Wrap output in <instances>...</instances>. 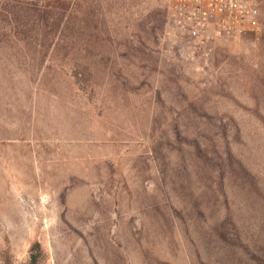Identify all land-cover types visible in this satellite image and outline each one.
<instances>
[{
    "label": "rangeland",
    "instance_id": "rangeland-1",
    "mask_svg": "<svg viewBox=\"0 0 264 264\" xmlns=\"http://www.w3.org/2000/svg\"><path fill=\"white\" fill-rule=\"evenodd\" d=\"M168 4L0 20V264H264V0L209 66Z\"/></svg>",
    "mask_w": 264,
    "mask_h": 264
},
{
    "label": "built area",
    "instance_id": "built-area-1",
    "mask_svg": "<svg viewBox=\"0 0 264 264\" xmlns=\"http://www.w3.org/2000/svg\"><path fill=\"white\" fill-rule=\"evenodd\" d=\"M261 15L260 0H169L166 37L209 66L219 44L258 32Z\"/></svg>",
    "mask_w": 264,
    "mask_h": 264
},
{
    "label": "trees",
    "instance_id": "trees-1",
    "mask_svg": "<svg viewBox=\"0 0 264 264\" xmlns=\"http://www.w3.org/2000/svg\"><path fill=\"white\" fill-rule=\"evenodd\" d=\"M75 2L76 0H0V20L12 18L16 21L10 27L19 37L18 43H22L21 29L29 30V23L33 21L34 25L39 24L41 31L44 30L45 36L52 35L53 45L59 32L62 30L63 33L66 29L65 20L72 15ZM33 251L35 254L32 255V264H37L43 253L41 244L35 243Z\"/></svg>",
    "mask_w": 264,
    "mask_h": 264
}]
</instances>
